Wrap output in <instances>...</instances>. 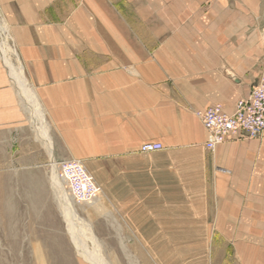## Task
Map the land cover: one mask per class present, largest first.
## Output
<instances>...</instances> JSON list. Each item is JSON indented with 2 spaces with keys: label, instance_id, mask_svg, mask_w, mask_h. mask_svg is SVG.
<instances>
[{
  "label": "crops",
  "instance_id": "0c3cea01",
  "mask_svg": "<svg viewBox=\"0 0 264 264\" xmlns=\"http://www.w3.org/2000/svg\"><path fill=\"white\" fill-rule=\"evenodd\" d=\"M151 1L156 8L139 0H0V20L44 116L34 121L0 57V153L33 147L31 124H45L47 159L81 160L102 188L82 211L112 250L106 256L264 264V135L211 150L198 115L217 103L232 114L259 81V58L230 36L200 48L172 37L131 39L133 14L148 23L165 14L160 8L186 15L208 0ZM99 30L108 39L97 40ZM146 142L163 147L143 152ZM34 157L29 150L15 160Z\"/></svg>",
  "mask_w": 264,
  "mask_h": 264
},
{
  "label": "rangeland",
  "instance_id": "374dc122",
  "mask_svg": "<svg viewBox=\"0 0 264 264\" xmlns=\"http://www.w3.org/2000/svg\"><path fill=\"white\" fill-rule=\"evenodd\" d=\"M198 3L200 2L194 4L193 7L191 6L189 11L186 9V15H184L185 10L180 12L177 9L176 15H173L172 12H163L160 8V11L165 14L160 17H150L148 23L133 14L129 19L130 24L134 27L130 28L129 36L133 40L155 41L156 43L172 37L175 41L190 42L192 46L197 48L211 42L214 43L217 39H222V36L226 39L230 36L231 40L241 41L245 49H253L256 57L259 58V65H261L263 72L264 0H208L199 5ZM138 4L147 8H156L157 5L155 3L154 6L151 0H139ZM120 5L121 3L118 2L117 6ZM133 7H136L135 3L130 4V10ZM0 23H2V20H0ZM153 23L162 27L159 33L146 27L147 24L152 25ZM169 25L177 26L175 32H169L166 29ZM228 26H232L236 30H231L233 29L231 27L229 31L222 32ZM105 36L108 38V35L100 31L97 40L105 39ZM88 37L87 34V38L86 36L84 38L88 41ZM8 42L10 48L15 49L10 39H8ZM0 57L3 63L6 64L3 56ZM11 59L19 65L17 56L12 55ZM31 125L33 126V147L26 146V148L21 149L20 147V149L15 150V147L9 148V146H6L0 153V264H12L10 259L11 241L17 243L15 258H13L15 264L59 263L61 256L58 252L40 254L33 246L40 243V236L45 232L47 233V231H44L47 227L42 228V222L46 221L58 222L55 225H60L62 243L74 254L77 253V249L68 233L65 217L61 210L57 208L58 206L53 204L54 209L52 211L47 208V204L37 207L31 203L33 197L37 198L40 195L39 190L41 187L46 189V195L49 199H53V203L56 201L55 190L51 182L54 175L52 164L59 162L47 159V155L40 145L39 132L34 124ZM43 127L45 128V126ZM40 129L42 130V128ZM29 150L35 154L32 161L15 160L16 157L19 158ZM64 186L66 192L70 194L67 184ZM72 200L77 216L82 221L84 220V223L90 229L83 230L85 243L87 247L89 246L87 249L93 252H111V249H106L107 242L97 236L95 226L85 212L82 211V207L88 206L87 204L90 203H78L73 198ZM50 213L52 214L50 215ZM104 258L109 264H141L140 259L137 257L104 256Z\"/></svg>",
  "mask_w": 264,
  "mask_h": 264
},
{
  "label": "bare ground",
  "instance_id": "6f19581e",
  "mask_svg": "<svg viewBox=\"0 0 264 264\" xmlns=\"http://www.w3.org/2000/svg\"><path fill=\"white\" fill-rule=\"evenodd\" d=\"M8 38H9V34L7 33V26L5 22L4 23L2 22L0 23V48L2 51V54L0 56H3V58L5 59L6 61L5 65L8 68L9 74L11 75L13 82L19 88V91L23 97V99L21 100H23L24 102L26 101V104H25L26 108L29 112H32L34 121L38 123L43 122L44 116L41 112L40 106L35 96L33 95V91L31 90L26 80L23 66L20 64V62L18 63L19 65H17L16 62H13V60L11 59L12 55H15L17 56V60L19 61V58H18L19 56H18V52L14 48L13 49L10 48ZM105 39H108V38L105 36ZM43 126H46V125L45 124H34V127L39 132L38 133L39 137L45 140H48V142H50L49 137L47 136V131ZM40 128H42V130ZM51 156H52V153H51ZM52 166H53L54 175L52 177L51 182L55 190V195H56L55 200L56 201L53 203V199H49L48 196L46 195V192H47L46 189L44 187H41V188L39 187L40 195L37 196V198L33 197V199L31 200V203L33 204V206H37V207L47 204V208H49L52 211L54 209L53 204H56L58 206L57 208L61 210L63 216L65 217L68 233L70 235L72 242L74 243L77 249V253L74 254L71 250H69L66 247L64 243H62L61 237H60L62 236L61 228L59 227L60 225H55L57 221L55 223L52 221L51 222L46 221L44 223L42 222V228L44 229V227H47L44 230V231H47V233L45 232V234L40 236L41 238L40 243L35 244V245L32 244L34 246V249L37 250L38 253L40 254L42 253L44 254V252L45 253L48 252L49 254L53 252H58L61 256V260L59 261V263L55 262L51 264H76V263L77 264L79 263L81 264H109L108 261H106V259L104 258V256L106 255H104L103 252L102 253L96 252V251L93 252L87 249L89 246L87 247V244L85 243L83 230L84 229L90 230V229L88 228V226H86V224L84 223V220L82 221L77 216L76 208L74 206L72 196H70V194L66 192V189L64 186L66 182L63 178H61L58 175L57 163L52 164ZM51 214L52 213H50V215ZM10 245L12 246V252H11L10 259H11L12 264H15L13 258H15V254L17 250V243L15 241L14 242L11 241Z\"/></svg>",
  "mask_w": 264,
  "mask_h": 264
},
{
  "label": "built area",
  "instance_id": "2783aa9c",
  "mask_svg": "<svg viewBox=\"0 0 264 264\" xmlns=\"http://www.w3.org/2000/svg\"><path fill=\"white\" fill-rule=\"evenodd\" d=\"M210 132L207 147L214 150L227 139H253L264 135V70L250 95L240 99L232 114L222 104H213L198 112ZM160 142H146L143 152L162 149ZM58 172L69 188L72 198L78 203H89L98 198L102 188L81 160L69 159L57 162Z\"/></svg>",
  "mask_w": 264,
  "mask_h": 264
}]
</instances>
